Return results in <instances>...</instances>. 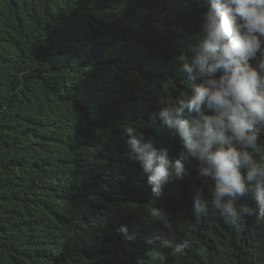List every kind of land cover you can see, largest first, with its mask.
Wrapping results in <instances>:
<instances>
[{"label": "trees", "instance_id": "trees-1", "mask_svg": "<svg viewBox=\"0 0 264 264\" xmlns=\"http://www.w3.org/2000/svg\"><path fill=\"white\" fill-rule=\"evenodd\" d=\"M206 11V0H0V264H264V219L242 212L229 228L211 208L195 219L197 190L210 198L214 184L195 159L154 200L167 220L145 211L153 193L125 143L132 126L179 156L180 137L151 117L188 92L176 58L193 54ZM237 205L255 209L252 193ZM155 236L188 247L174 255Z\"/></svg>", "mask_w": 264, "mask_h": 264}, {"label": "clouds", "instance_id": "clouds-1", "mask_svg": "<svg viewBox=\"0 0 264 264\" xmlns=\"http://www.w3.org/2000/svg\"><path fill=\"white\" fill-rule=\"evenodd\" d=\"M202 35L191 56L176 59L191 83L177 98L161 100L151 117L159 127L172 130L183 142L178 157L172 145L156 146L153 138L127 126L125 141L130 159L139 163L153 195L142 203L161 221L169 213L153 208L169 184L189 175V159L199 162L197 175L211 184L210 198L197 190L195 219L209 209L218 211L229 228L239 229L241 213L264 219V0H206ZM172 81L164 83V87ZM206 178V179H205ZM251 192L255 209L240 208L237 201ZM159 201V202H160ZM158 233L163 223L155 222ZM117 231L128 240L126 226ZM172 254L182 255L187 241L155 236Z\"/></svg>", "mask_w": 264, "mask_h": 264}]
</instances>
